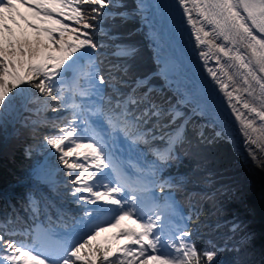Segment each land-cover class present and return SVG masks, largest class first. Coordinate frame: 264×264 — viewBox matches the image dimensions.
<instances>
[{
    "label": "snow or ice",
    "instance_id": "obj_1",
    "mask_svg": "<svg viewBox=\"0 0 264 264\" xmlns=\"http://www.w3.org/2000/svg\"><path fill=\"white\" fill-rule=\"evenodd\" d=\"M18 4L27 7L33 16L42 22H50L58 27L38 28L18 13L16 7ZM170 7H178L182 10V16L186 19L194 39V51L198 50L197 55L203 62L208 76L226 97L228 107L242 126L247 142L264 153V123L259 129L253 127L255 120L247 119L245 114L237 108V103L233 102L234 100L239 102V97H235L233 91L228 90L229 85L222 79L223 67L218 72L214 67L209 66V56L215 49V53L222 54L246 69L244 83L249 86L251 96H255L258 86L259 94L256 98L259 100L260 107L244 102L243 108L264 122V0H175L174 5ZM112 8L126 9V6L115 3L114 0H31V2L0 0V118L12 103L13 97L10 94L14 90L23 92L25 88L35 89L46 101L51 100L60 104L61 108L73 109L70 126L60 128L61 135L48 138L46 141L52 149L60 153L59 161L68 170L67 175L71 185L68 194L78 205L96 206L94 210L85 208L84 217L93 216L94 211L107 212L118 209L119 214L116 215L115 223L111 224V227H117L122 220L132 219L137 229H126L121 235L128 237L132 244L139 245L140 255L145 256V246L153 253L157 251L161 237L156 232L162 227L163 217L149 216L146 221H143L135 211L137 196L132 194L129 200L120 198L125 188L121 186L118 167L113 162L105 137L92 127L89 117H96L101 125L107 124V130L103 128L101 130L107 131V135L113 142L116 135L121 134L131 145H148L157 139L152 134V129L145 131L143 128L153 118L157 121V124L153 125L154 128H158L159 121L163 119L168 120V124L163 125L164 128L176 125L171 134L165 133L164 136L159 137L161 140L167 137L166 147L152 150L155 156L152 170L155 175L157 171H163L178 158L176 150L186 143L185 127L191 117L183 119L177 125V121L184 117V112L178 110L177 106L188 105L193 98L190 95L183 96L175 104H170L165 111L164 106L152 96L154 87L149 77L132 76L130 61L134 60L137 54V48L134 45L116 46L117 51L114 55L125 61L122 65L112 66L116 72L120 73L119 76L110 74L106 79L105 75L98 71L99 49L107 45L103 42L97 43L93 34L114 39L115 37L109 36L108 31L103 27L106 19L119 17L127 20L132 15L126 10L111 11ZM144 8L145 5L141 2L134 11L140 14ZM14 14L20 15V20L24 21L26 27L32 28L38 34H45L47 41L40 40L39 35L35 42L26 39L14 40L15 34L9 27V21L19 27ZM61 16L64 20L72 21L76 26L70 27L59 19ZM198 21H200L199 26ZM205 25L210 26L211 31L207 30ZM157 36L155 32L151 36L156 47H158L155 43ZM213 37L222 38L226 43L233 45V48L242 47L248 55L215 43ZM157 59H160L159 52H157ZM213 59L216 64H220L219 55H214ZM82 61L87 62L91 71L87 73L82 71ZM170 64H172L170 60H165L166 68ZM69 74H71L70 80ZM82 79L89 81L87 87H82ZM58 85L60 87H57ZM103 85L112 88L116 97L114 104L112 97H105L104 88L101 87ZM121 87L128 88L127 93L122 92ZM65 91L72 93L73 96L72 103L67 105L62 103ZM76 96L82 98L81 103L75 102ZM90 96L98 97L107 107L100 103L86 106L83 99ZM141 105H147V107L138 111ZM49 107L53 112L61 110L53 105ZM210 107L211 91L204 89L200 98L195 100L192 113L205 116L209 113ZM77 120L84 125V132L92 130L93 138L89 142H79L74 137V133L78 131ZM249 129L252 132L259 131L261 135L253 138ZM199 135L202 137L203 132L201 131ZM96 137L99 139L97 140ZM70 140L71 146L62 147L66 141ZM81 149L85 151L81 152ZM252 155L253 159H256L255 154ZM81 156L91 158V163L87 167L83 163L70 160L72 157L79 159ZM105 170H110L115 175L117 181L115 184L111 181L105 182ZM74 172L75 175H73ZM165 185L169 188L174 187L168 181H164L160 185L161 192L164 191ZM101 204L110 207L101 208ZM126 205L129 206L125 207ZM78 223L86 224L90 221L81 219ZM97 228L99 231L106 230L102 225H97ZM239 228V225H233L232 231L235 232ZM99 231L93 229L86 234L87 238L82 242L65 249L61 264H78V262L79 264H96L97 259L100 260V264H136L135 251L126 249L124 259L112 261L109 260L111 249L102 251L92 248L90 242L95 239ZM190 236L191 233L185 230L177 238L178 244L169 243V246L177 253L175 258L152 255L141 261V264H148V259L160 260L162 264H220L216 258L225 249H217L213 246L211 249L200 250L189 239ZM248 240L249 237L245 236L241 243L246 244ZM0 245L9 253L2 257V261H6L7 264H45V261L34 255L31 250H26L14 241H5L3 235H0ZM86 249L87 252H85ZM240 250V247L233 249L237 253ZM128 256H132L133 259L128 260L126 258ZM234 264H245V262L237 259Z\"/></svg>",
    "mask_w": 264,
    "mask_h": 264
},
{
    "label": "trees",
    "instance_id": "obj_2",
    "mask_svg": "<svg viewBox=\"0 0 264 264\" xmlns=\"http://www.w3.org/2000/svg\"><path fill=\"white\" fill-rule=\"evenodd\" d=\"M117 1L126 6V9L119 10H126L132 15L127 20L119 17L106 19L103 27L108 31L109 36L115 37L114 39L93 34L97 43L103 42L107 45L99 49L98 71L105 75L106 79L110 74L119 76L120 73L116 72L112 66L122 65L125 61L114 55L117 51L116 46L134 45L137 48V54L134 60L130 61L132 76L149 77L150 83L154 86L153 98L167 109L170 104L176 103L179 94L166 84L162 74L155 73L160 69L161 63L155 56L154 48L139 15L134 11L136 10L135 2L133 0ZM67 24L70 27L76 26L70 20ZM38 35L40 40L47 41L45 34H38L34 30L29 31L28 34L25 30L19 31L13 39L35 42ZM81 68L85 73L91 71L86 61H82ZM68 79L70 80L71 76ZM88 83L87 79L81 80L82 87H87ZM101 87L104 88L106 98L111 96L116 99L111 87L108 85ZM120 90L127 93L128 88L121 87ZM32 92L33 99L26 102L25 90L23 92L14 90L10 94L13 97L12 103L0 118V235L4 236L5 241H14L22 247L32 237L26 238L21 234L14 236L9 232V228L16 230L24 228L33 233L32 231L37 230L38 219L44 211L39 200L41 194L30 183L37 182L68 208H74L77 204L68 194L71 185L67 175L68 170L59 161L60 153L46 142L48 138L61 135L60 128L70 126L73 109L61 108L60 104L51 100L46 101L35 89H32ZM77 97L74 99H79ZM72 101V93L65 91L62 103L67 105ZM166 101L169 103H165ZM49 105L61 110L53 112ZM105 106L107 107L106 104ZM144 107L147 105H141L138 111ZM177 107H181L184 112V117L177 121L178 125L192 113L193 107L190 104ZM190 117L185 127L186 143L176 150L178 158L163 171L156 172L161 174V179L172 175V179L166 181L174 187L169 188L165 185L163 192L160 188L158 189L160 200L167 203L168 210L160 207L152 216L161 215L163 219H166L171 213L169 205L173 204L170 200L173 198L184 212L183 231L187 230L191 233L189 239L198 249H211L213 246L217 249H225L216 258L220 264H234L237 259L244 261L245 264H264V218L251 215L247 206V197L257 192L263 185V181L250 164L241 159L226 135L209 123L205 116L191 115ZM155 124L157 121L153 118L143 128L152 129V134L157 137L156 140L148 145H132L133 148H145L146 156L154 162L155 156L152 150L156 146L165 145L166 137L165 140L159 137L176 127L172 125L164 128L163 125L168 124L167 119L160 120L158 128L153 127ZM201 131L202 137L199 135ZM69 146L71 144L66 141L62 147ZM70 160L80 163L76 157ZM152 165L150 164L153 174ZM41 172L51 174L52 179L45 177L37 179V175ZM75 174L74 172L73 175ZM136 196L137 203H142L148 194L141 193ZM50 208L51 220L60 222L61 219L56 215L51 204ZM233 225H239L240 228L234 232ZM117 228L118 226L110 227L105 231L96 229L99 231V234L95 236L97 248L102 251L111 249L109 260L112 261L125 258L121 256L119 245L121 239L116 238L112 233V230ZM245 236L249 237V240L246 244H242V238ZM236 247H240L239 253L233 251ZM6 254H9L8 251L0 245V264H7L6 261H2L3 255ZM176 256L177 253L173 251L160 257L175 258ZM135 259L136 264H141V261L145 260L138 257ZM98 264H100L99 259ZM154 264H162V261L156 260Z\"/></svg>",
    "mask_w": 264,
    "mask_h": 264
},
{
    "label": "bare ground",
    "instance_id": "obj_3",
    "mask_svg": "<svg viewBox=\"0 0 264 264\" xmlns=\"http://www.w3.org/2000/svg\"><path fill=\"white\" fill-rule=\"evenodd\" d=\"M174 3L175 0H143V4L145 5V16L147 17L153 32L157 33L159 36H157V42L160 44L161 49L166 55L165 59H170L172 62L173 73L175 74L179 85L184 88L185 92L187 91L186 93L192 98L199 99L204 89H210L211 99L214 101V104L217 108L226 112V121L230 125H236L238 128H231L232 130H235L233 136L236 140L239 142L241 141V143L238 142V144H241L242 147L247 150L249 159H252L257 167L264 171V153H261L256 146L247 142L242 132V126L236 121L232 110L228 107L226 97H224L219 91L218 85H216L211 80V77L208 76L203 62L197 55L198 50L194 51V39L191 36V29L186 24V19L182 16V10L178 7H170V5H174ZM199 23L200 21H198V26ZM205 27L207 30L211 31L210 26L205 25ZM212 39L215 43L222 44L226 48H233V45L226 43L222 38L213 37ZM233 50H239L246 56L248 55L242 47L237 46L236 48H233ZM214 55H219L220 64L215 63L213 59ZM209 60V66L214 67L218 72L220 68L223 67L224 71L221 73L222 79L229 85L228 90L233 91L235 97H239V102L236 100L233 102L237 103V108L245 114L247 119L255 120L253 127L259 129L264 122H261L258 117H254V114H250L247 109L243 108L244 102H248L255 107H260L259 100L256 98L259 94L258 86L256 94L253 96V98L255 97L253 100L249 99L247 96L249 86L244 83V78L247 75L246 69L242 68L235 61H230L222 54L215 53V49L212 50ZM237 130L240 132V136L238 135ZM248 131L253 138H257L261 135L259 131L252 132L251 129ZM253 153L255 154L256 159H253ZM250 204L253 213L263 214L264 185L259 188L258 194L250 197Z\"/></svg>",
    "mask_w": 264,
    "mask_h": 264
},
{
    "label": "rangeland",
    "instance_id": "obj_4",
    "mask_svg": "<svg viewBox=\"0 0 264 264\" xmlns=\"http://www.w3.org/2000/svg\"><path fill=\"white\" fill-rule=\"evenodd\" d=\"M134 2H135V5H136V9H137V5L139 4V3H143V0H133ZM114 2L115 3H119L117 0H114ZM120 4V3H119ZM111 11H120L119 9H116V8H112V9H110ZM18 11V10H17ZM29 14H30V12H29ZM14 15H16V14H14ZM139 15V17H140V20H141V22H142V25L145 27V32L147 33V37L150 39V41H151V44H152V46H153V48H154V52H155V56H156V58H157V52H159L160 53V59H157L160 63H161V68L159 69L160 70V73L163 75V77L165 78V80H166V84H168V86H170L171 87V89L173 90V91H176L178 94H179V99L181 98V97H183V96H186V95H188L186 92H185V90H184V88H182L180 85H179V83H178V80H177V78H176V76H175V74L173 73V69H172V65L170 64V65H168L167 66V68H166V65H165V60H168V59H165V53H164V51L161 49V46H160V44L157 42V39H156V41H155V43H156V45H158V47H156V46H154V44H153V40H152V38H151V36H152V33H153V30L151 29V27H150V24H149V22H148V19H147V17L145 16V13H144V10H143V12L142 13H140V14H138ZM17 16L18 15H16V20H17V23L19 24V26H23L24 27V23H22V22H19L18 21V19H17ZM43 24V23H42ZM9 27H11L12 29H13V31L14 30H16L18 27H17V25L16 24H12L11 23V21H9ZM29 30H32V28H29ZM17 31L19 32V31H24V29H22V27H19L18 29H17ZM159 37V36H158ZM170 60V59H169ZM169 69V70H168ZM168 70V71H167ZM171 76V77H170ZM247 96H248V98L249 99H251V100H253L254 98H253V96H251V95H249V92L247 93ZM111 97V96H110ZM195 98H193V100L189 103L192 107H194L195 106ZM113 103H115V99H113ZM164 109H166V108H164ZM168 109V108H167ZM167 109H166V111H167ZM178 110H180V111H182L183 112V110L181 109V107H178ZM205 117H206V119L208 120V122L209 123H211L212 125H214L215 126V128L219 131V132H222V133H224L225 135H226V138L231 142V144H232V146H233V148H234V150L237 152V154L241 157V159H243L245 162H247L248 164H250V166L252 167V169H253V171L255 172V173H257V174H259V176H260V178H261V180L263 181V185H264V171L261 169V168H258L257 167V165L255 164V162L252 160V159H249V155H248V153H247V150L245 149V148H243L242 147V145L241 144H238V140H236V138L233 136V132L235 131V130H232L231 128H234V127H236V125H230L227 121H226V112L225 111H223V110H221L220 108H217V106L214 104V101H212V99H211V107H210V110H209V113L207 114V115H205ZM233 124V123H232ZM236 129H238L237 127H236ZM171 132L172 131H169L168 133L169 134H171ZM237 132H238V130H237ZM238 135L240 136V132H238ZM75 137V136H74ZM166 139H167V137H166ZM241 140V139H240ZM70 142H71V140H70ZM239 143H241V141L239 142ZM164 147H166V144L165 145H162V146H156V147H154V149H163ZM105 173H106V170H105ZM146 182L148 183V186H150V185H152V183L150 182V180H146ZM161 182H164V181H161ZM142 183H144L143 181H142ZM262 185V186H263ZM258 192H259V189H258V191H257V193L256 192H254V193H256V194H258ZM253 194V193H252ZM252 194L249 196V197H247V206H248V210H250V211H252V206H251V204H250V197L252 196ZM263 212V215H264V210L262 211ZM251 214V213H250ZM261 218V217H260ZM262 218H264L263 216H262ZM126 229H133V230H135V229H137V227H135V226H130V227H126L125 229H124V231L126 230ZM123 231V232H124ZM128 240H129V238H128ZM49 240H48V238H44L43 239V246L40 248L41 250H44V249H48V245H49V243L50 242H48ZM127 244H131V241L129 240L128 241V243ZM94 245H92V247H93ZM87 250V249H86ZM45 258V257H44ZM46 259V258H45ZM130 259H132V258H130ZM149 262L151 263L152 262V260L151 259H149ZM149 263V264H150Z\"/></svg>",
    "mask_w": 264,
    "mask_h": 264
},
{
    "label": "water",
    "instance_id": "obj_5",
    "mask_svg": "<svg viewBox=\"0 0 264 264\" xmlns=\"http://www.w3.org/2000/svg\"><path fill=\"white\" fill-rule=\"evenodd\" d=\"M155 73H160V70L157 71V72H155ZM191 115H193V113H190L186 118L190 117ZM256 193H257V192H256ZM256 193H253L252 196L255 195ZM249 211H250V210H249ZM250 213H251V215H253V216H257V217H262V216H263V217H264L263 214L253 213L252 211H250Z\"/></svg>",
    "mask_w": 264,
    "mask_h": 264
}]
</instances>
